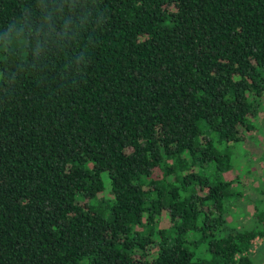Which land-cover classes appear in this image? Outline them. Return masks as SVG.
I'll return each mask as SVG.
<instances>
[{
  "label": "trees",
  "instance_id": "trees-1",
  "mask_svg": "<svg viewBox=\"0 0 264 264\" xmlns=\"http://www.w3.org/2000/svg\"><path fill=\"white\" fill-rule=\"evenodd\" d=\"M263 98L264 0H0V264H256Z\"/></svg>",
  "mask_w": 264,
  "mask_h": 264
},
{
  "label": "rangeland",
  "instance_id": "rangeland-1",
  "mask_svg": "<svg viewBox=\"0 0 264 264\" xmlns=\"http://www.w3.org/2000/svg\"><path fill=\"white\" fill-rule=\"evenodd\" d=\"M254 122L257 125L253 133L248 134L247 138L235 147L237 166L225 173L227 178L239 180L237 187L241 195L232 205V209L240 214L237 217L239 223H248L255 209V200L258 197L264 198V98ZM161 223L165 224L164 219ZM262 242L263 239L259 237L253 240V248L256 247V264H264V245L259 248Z\"/></svg>",
  "mask_w": 264,
  "mask_h": 264
}]
</instances>
